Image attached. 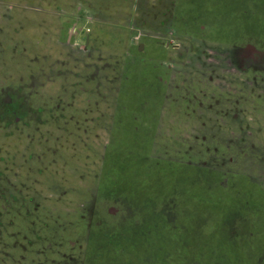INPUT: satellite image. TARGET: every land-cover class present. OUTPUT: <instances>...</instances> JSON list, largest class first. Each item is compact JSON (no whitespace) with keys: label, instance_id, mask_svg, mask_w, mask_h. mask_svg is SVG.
<instances>
[{"label":"rangeland","instance_id":"rangeland-1","mask_svg":"<svg viewBox=\"0 0 264 264\" xmlns=\"http://www.w3.org/2000/svg\"><path fill=\"white\" fill-rule=\"evenodd\" d=\"M0 264H264V0H0Z\"/></svg>","mask_w":264,"mask_h":264},{"label":"trees","instance_id":"trees-1","mask_svg":"<svg viewBox=\"0 0 264 264\" xmlns=\"http://www.w3.org/2000/svg\"><path fill=\"white\" fill-rule=\"evenodd\" d=\"M188 198H190V200H192V199H194L191 195H189L188 194ZM203 198V194L201 193V199ZM200 204V205H199ZM199 205V206H198ZM197 206H198V208L201 210V211H203V209H202V204H201V201H197Z\"/></svg>","mask_w":264,"mask_h":264}]
</instances>
